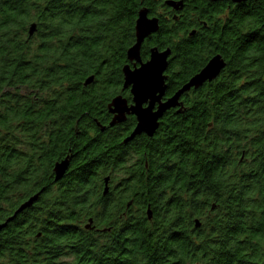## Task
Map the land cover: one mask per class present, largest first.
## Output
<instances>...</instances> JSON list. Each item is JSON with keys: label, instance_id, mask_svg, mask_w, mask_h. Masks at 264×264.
Here are the masks:
<instances>
[{"label": "trees", "instance_id": "obj_1", "mask_svg": "<svg viewBox=\"0 0 264 264\" xmlns=\"http://www.w3.org/2000/svg\"><path fill=\"white\" fill-rule=\"evenodd\" d=\"M250 2L222 30L217 6L204 0H0V223L42 190L0 232V264H264V14L255 20ZM140 10L159 18L148 45L174 55L166 95L213 56L226 65L165 115L168 127L149 151L161 168L155 179L125 174L113 212L128 206L130 215L112 243L123 257L107 261L95 258L105 249L82 227L111 216V193L103 194L108 133L100 132L102 118L86 113L104 111L94 107L96 94L112 98L123 87ZM200 20L209 31L189 36ZM102 74L110 85H85ZM76 138L80 168L55 181V164ZM148 201L153 214L148 207L134 217V206L144 210Z\"/></svg>", "mask_w": 264, "mask_h": 264}, {"label": "flooded vegetation", "instance_id": "obj_2", "mask_svg": "<svg viewBox=\"0 0 264 264\" xmlns=\"http://www.w3.org/2000/svg\"><path fill=\"white\" fill-rule=\"evenodd\" d=\"M204 1H206L209 7L217 6V19L222 21V30H224V25H226V23L230 21V16L232 15L236 16L238 10L241 9L243 5H245L247 1L249 0L239 2V3L233 2L231 0H216V1L204 0ZM252 1H253L252 9L254 10V16L256 20L257 14L258 16H260V14L261 15L264 14V0H251V2ZM198 9L199 8L195 6L194 10L190 14L195 16L198 12ZM168 16H170L172 20L176 21L178 18L182 17V13H180L179 11L178 12L169 11ZM210 17L212 16L210 15ZM186 18L187 17H185V19ZM157 19H158V27H159V18ZM185 19L184 21H186ZM198 22L202 23L201 26H199L198 28H191V30L193 31L189 34V36L195 37L197 33L202 30L201 27H203L204 29L203 32L209 31L210 29L208 26L209 23L206 20H200ZM256 28H258L257 24H256ZM157 32L158 30L155 33ZM155 33L147 36L141 44L140 61L142 63L149 60L150 51L153 48L160 50L154 45H148L150 44L152 36ZM221 34H222L221 36L223 37L224 36L223 31L221 32ZM134 39H135V32H134ZM221 44L223 46V41L221 42ZM146 45H148V49L145 47ZM143 48H144V51H143ZM141 51L146 52L147 54V58L145 60H143L141 57ZM126 58H127V54H126ZM127 61L128 63H126V65H128L130 69L139 67V64L136 63L135 61H130L128 58H127ZM173 61H174V55H172L170 51V55L167 58V68L164 72L166 89H165L164 95L160 99V102H165L170 97V95H166L167 85H168L167 72H168L169 67L172 65ZM224 63L226 65L225 60H224ZM102 75H105V77H101V75H98V76L93 75L94 80L91 82V84H95L96 86H98L97 88L99 89H102L103 85L106 83H108L109 85L111 84V78L107 81L108 75L106 74H102ZM122 75H123V72H122ZM130 89L131 87H124V84H123V87H121L120 90L112 98H111V94H108V93H107L108 96L106 95L103 96L105 91L100 92L99 94H96L95 97L97 98V101H95L96 104L94 105V107L98 108L99 106H101L102 108H104V111H96L92 115L89 114L90 112L86 113L89 117H92L93 119H94V116L96 115L97 117L102 118V127L100 128V132L102 134L105 132L108 133L107 138L109 139V141L107 142V146H106L107 153L110 157L109 161L107 162L108 163V174H109L108 175V178H109L108 192L110 191L111 194H110V197L106 200V203L108 206L107 209L110 212L111 216H110V223H104V222L98 223V222H95L91 218L92 219L91 228L86 229L84 227L85 224H83L82 227L92 235L93 244L95 246H100V247L103 246L105 249L104 250L105 253L100 252L99 255L95 253L96 255L95 258L99 259L101 258V256H104L103 258L107 261L109 260L112 261V259L114 261L119 260V259L122 260V257H123L120 252H116L115 250L112 251L114 249L112 246V243L114 240L113 234H116V236H118V234L123 233V229H125L126 227L124 222L128 220V216L130 215L128 206L121 207L120 209H116L115 213L113 212V209H114L113 205L118 203L119 201L118 194L122 193V191L124 190V186L126 185L128 181V177L125 174L131 171L133 173H138V174L140 173L144 175L145 178H148V179L150 178V175L152 174L153 175L152 178L155 179V176L157 175L158 172H160L161 168L157 165V161L155 162L154 159H151L149 151L155 145L159 146L160 142L158 141L159 140L158 133H160L161 131L165 130L166 127H168V126L161 124L165 118V115H172L177 110V108L181 106V104L179 103L177 107L167 110L162 115V117L158 120V127L156 128V130L151 136L147 135L146 133H142L140 135L135 136L132 140L125 142L124 141L125 138H127L135 128L137 124V118L134 114H132L131 111H129V112L124 113V120L122 122H116L115 117L117 113L113 112L114 108L111 106V102H112L111 100L113 98L120 97L124 102L123 103L124 106H126V108H130L131 106L134 105L133 97L130 92ZM149 105H150L149 101L144 102L142 104V108L145 109ZM158 105H159V102H155L153 104L152 106L153 112L157 110ZM172 120L174 119L171 117L167 119V121L169 122H171ZM112 122L113 124L111 125ZM79 146H80L79 139L77 138L73 139L72 148L69 149V154L63 158V159L67 158L68 160V170L73 169V171H78L80 168L79 167V156H78L80 152ZM134 148L136 150H134ZM223 150L228 151V147L223 145ZM233 154L237 155V150H235ZM242 157L239 159V161L242 159ZM148 202L144 210L142 207H140L141 208L140 209L134 206V211H133L134 217L135 215H137L135 211L140 210V212L143 213L144 211L145 213L148 207L153 214V209H152L153 203L151 201H148Z\"/></svg>", "mask_w": 264, "mask_h": 264}, {"label": "water", "instance_id": "obj_3", "mask_svg": "<svg viewBox=\"0 0 264 264\" xmlns=\"http://www.w3.org/2000/svg\"><path fill=\"white\" fill-rule=\"evenodd\" d=\"M216 1V0H212ZM233 2H243L246 0H231ZM166 5L178 10L182 7L181 2L167 1ZM36 30L35 24L29 28V36L31 37ZM158 30V19L148 18L145 10H140L135 21V43L127 51V58L130 61H135L139 67L130 69L128 65L122 69L124 76V87H131L130 92L133 97L134 105L130 108L124 106V102L120 97L112 100L111 106L114 108L113 112L117 113L115 117L116 122L124 120V113L131 111L137 118V124L131 135L125 139V142L132 140L135 136L142 133L152 135L158 127V120L169 109L175 108L179 105V98L190 89H197L206 82H211L218 77L225 63L220 55L213 56L206 65L194 75L186 84H184L173 96L169 97L165 102H160L164 95L166 85L165 76L163 75L167 68V58L170 55V50L160 52L153 48L150 51V58L148 61L142 63L140 61V47L143 40L150 34ZM92 77L85 81V85L92 82ZM149 101L150 105L143 109L142 104ZM155 102H159L158 108L155 112L152 111V106ZM113 122L111 123V125ZM68 168V160L56 163L54 167L55 181L60 180ZM42 190L23 202L14 212L13 216L9 217L4 223H0V232L6 226L7 222L11 221L19 213L31 207L39 198ZM107 179H105V187L103 194H107ZM214 206H212V209ZM148 219H151V212L148 210ZM92 219L88 220L85 225L86 229L91 228ZM200 226L199 221L195 220V227Z\"/></svg>", "mask_w": 264, "mask_h": 264}]
</instances>
